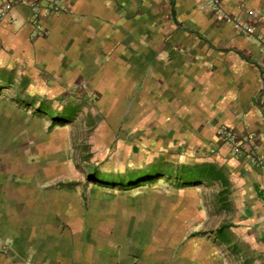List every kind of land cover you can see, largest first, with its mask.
I'll use <instances>...</instances> for the list:
<instances>
[{"label": "crops", "instance_id": "obj_1", "mask_svg": "<svg viewBox=\"0 0 264 264\" xmlns=\"http://www.w3.org/2000/svg\"><path fill=\"white\" fill-rule=\"evenodd\" d=\"M218 1H0L13 18L0 19V87L29 88L34 105L68 91L74 117L109 114L115 155L90 166L204 169L188 186L65 184L74 119L47 128L59 144L26 173L0 163V264H264V0ZM221 127L254 140L235 153Z\"/></svg>", "mask_w": 264, "mask_h": 264}, {"label": "rangeland", "instance_id": "obj_2", "mask_svg": "<svg viewBox=\"0 0 264 264\" xmlns=\"http://www.w3.org/2000/svg\"><path fill=\"white\" fill-rule=\"evenodd\" d=\"M16 76L19 77V80L24 75L18 73ZM18 80L16 81L19 82ZM15 85L16 83L13 86L5 84L0 92V113L3 114L0 116V163L2 165L7 161L8 167H12L15 176L19 178L30 167L33 160L32 156H34L33 161L37 158V155H33L32 152L37 151L43 145L56 146L59 144V135L56 136L57 139L52 138L50 141L46 139L47 135H51L47 129L48 125L53 120L58 123L64 122L67 125V122L72 118L74 120L69 123L68 129L71 132L70 147L73 149L71 151H74L75 170L67 168L63 173L62 178L65 179V184L80 183L79 180L86 179L91 174L90 180L88 177L89 182L113 183L123 180L116 173L97 168L103 162H112L115 155L113 139L104 137L106 126L111 124L109 114L101 113L98 110L100 116H97L92 111L91 114V107H87L89 115L85 119L78 116L79 114L74 117V113L77 114L81 106L70 105V96L66 94V92L70 93L68 91L59 94L51 92L47 95L48 101L44 99L39 105H34L32 98L30 99L29 96L22 97L21 95L30 93V89L23 88L22 84H19L20 87L22 86L19 89ZM13 99L23 104L16 105ZM90 101H96L95 95H86L84 102ZM58 102L60 105H58ZM35 111L43 115V120L36 119ZM5 113L6 115H4ZM117 159H119L118 162L116 161L118 164L123 162L121 158ZM90 165H97V167ZM201 170L204 171V169ZM138 171L139 169H129L127 176L136 177ZM142 172L145 173V170ZM165 183V185L158 186L157 189H170L171 182L167 181Z\"/></svg>", "mask_w": 264, "mask_h": 264}, {"label": "trees", "instance_id": "obj_3", "mask_svg": "<svg viewBox=\"0 0 264 264\" xmlns=\"http://www.w3.org/2000/svg\"><path fill=\"white\" fill-rule=\"evenodd\" d=\"M0 92H1V87H0ZM65 125L64 122H57L53 120L50 125L48 126L49 129L54 128L55 126H61ZM145 170V173L142 171ZM128 170H125L123 172H120V178L123 179L120 182H103L104 184H109L112 186H120V188H134L140 185L145 184L146 182L149 181H154L159 179L161 176H167L169 178H174L175 183L179 186H188L193 183L199 182V179L203 177L202 172L200 168L193 169L192 167H186V165H181L179 169L177 168H170V169H160L157 165L152 166V168L149 169H144L140 168L138 171V176H127L129 172ZM89 180L92 177L91 175H88ZM97 182V181H93Z\"/></svg>", "mask_w": 264, "mask_h": 264}, {"label": "built area", "instance_id": "obj_4", "mask_svg": "<svg viewBox=\"0 0 264 264\" xmlns=\"http://www.w3.org/2000/svg\"><path fill=\"white\" fill-rule=\"evenodd\" d=\"M0 1H3V0H0ZM208 1L211 5L215 7H217L219 4L218 0H208ZM19 2L26 3L28 2V0H19ZM28 3L33 10H40L42 9V6H43L42 0H30ZM43 9L46 10L47 12H49L50 10L56 11V10L61 9V6L58 3V1H53V2H50L48 5H46ZM249 14L252 17L257 16L254 9H250ZM5 17H9L13 19L9 12V5H4L3 7L0 8V19L5 18ZM238 25L241 28V30L244 32L251 33L255 29V26L251 24H244V23L239 22ZM261 42H262V48H264V38H261ZM219 132L221 133L222 141L228 144L235 153H240L242 150L246 148L248 143H251L254 140V136L252 133H248L244 135H237L232 129L227 128V127H221ZM251 159L253 161L261 160L260 157L256 154H251Z\"/></svg>", "mask_w": 264, "mask_h": 264}]
</instances>
